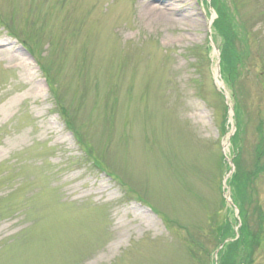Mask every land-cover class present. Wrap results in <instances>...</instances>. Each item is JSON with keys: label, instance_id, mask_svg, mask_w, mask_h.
<instances>
[{"label": "rangeland", "instance_id": "obj_1", "mask_svg": "<svg viewBox=\"0 0 264 264\" xmlns=\"http://www.w3.org/2000/svg\"><path fill=\"white\" fill-rule=\"evenodd\" d=\"M220 1L0 0V264H224L226 222L264 264V0Z\"/></svg>", "mask_w": 264, "mask_h": 264}, {"label": "trees", "instance_id": "obj_2", "mask_svg": "<svg viewBox=\"0 0 264 264\" xmlns=\"http://www.w3.org/2000/svg\"><path fill=\"white\" fill-rule=\"evenodd\" d=\"M221 4V5H219ZM211 5L213 7V9L215 10V12L217 13V20L219 22H215L214 23V31L217 34H221V31L223 29V27H220V23L223 22L224 20V12H223V5H222V1L220 0H211ZM225 30V29H224ZM226 32H224V35H222L223 37V46L221 48L222 51V55H223V60L221 63L222 66V75L224 77H227L229 79V68H230V64H231V58L232 56L230 55V43L228 42V39H226L228 32H231V28L230 30H225ZM227 58V59H226ZM237 136V133L233 136L232 141H235V138ZM235 183H237V187L236 185H234ZM231 188H232V201L233 203L238 207V209H240V218L245 217V212L242 208V204H241V197H242V190H241V186L238 183V179L236 178V175L233 176L232 180H231ZM168 224V223H167ZM259 225L261 226V224L259 223ZM185 227L182 229L180 228V230L184 231ZM239 231V236L238 238H235V234L233 235V231L230 228V224L228 222H226L225 224H223V227H220L218 229L219 233L217 234V240L219 243H222V241L225 238H231L233 241L230 242L229 244H227V253L223 254L221 256V258L223 259L224 257V264H241L243 259H247L250 257L251 255V249L255 244V240L254 237L258 236V233L254 235V233H250L248 230L247 225L245 224V222H243L241 224V226L238 229ZM261 230V229H258ZM187 231H185L186 233ZM188 235V234H187ZM188 238L193 239L191 236L188 235ZM199 245V244H198ZM197 245V246H198Z\"/></svg>", "mask_w": 264, "mask_h": 264}, {"label": "water", "instance_id": "obj_3", "mask_svg": "<svg viewBox=\"0 0 264 264\" xmlns=\"http://www.w3.org/2000/svg\"><path fill=\"white\" fill-rule=\"evenodd\" d=\"M218 72V71H217ZM226 200H228V199H226Z\"/></svg>", "mask_w": 264, "mask_h": 264}]
</instances>
